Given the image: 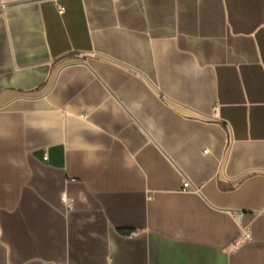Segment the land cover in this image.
Returning a JSON list of instances; mask_svg holds the SVG:
<instances>
[{"label":"crops","instance_id":"0c3cea01","mask_svg":"<svg viewBox=\"0 0 264 264\" xmlns=\"http://www.w3.org/2000/svg\"><path fill=\"white\" fill-rule=\"evenodd\" d=\"M58 4L0 0V264H264V0Z\"/></svg>","mask_w":264,"mask_h":264},{"label":"built area","instance_id":"2783aa9c","mask_svg":"<svg viewBox=\"0 0 264 264\" xmlns=\"http://www.w3.org/2000/svg\"><path fill=\"white\" fill-rule=\"evenodd\" d=\"M52 2L57 6L58 10H59V13H63L64 12V8L62 6H60L58 4V0H52ZM227 128L229 129V131H231V127H230V124L227 123ZM47 159V157L45 158ZM183 191L186 192V193H196L197 191V188L196 186H194L190 180H184L183 181ZM244 236L245 237H248L249 236V233H244ZM45 264H53V263H45Z\"/></svg>","mask_w":264,"mask_h":264}]
</instances>
